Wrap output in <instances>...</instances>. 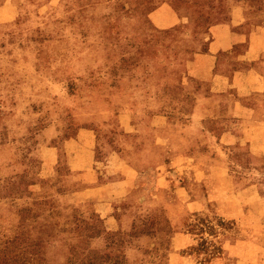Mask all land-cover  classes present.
Returning <instances> with one entry per match:
<instances>
[{
    "label": "rangeland",
    "instance_id": "rangeland-1",
    "mask_svg": "<svg viewBox=\"0 0 264 264\" xmlns=\"http://www.w3.org/2000/svg\"><path fill=\"white\" fill-rule=\"evenodd\" d=\"M12 1L20 14L3 22ZM52 1L0 0V264H264V156L227 150L232 187L255 185L231 200L241 213L225 217L224 181L202 183L196 170L210 158L203 165L213 171L217 151L193 147L190 132L232 125L239 99L264 116V81L256 94L240 92L252 87L248 39L192 72L212 25L234 16L242 35L257 37L248 61L264 59V0ZM167 12L181 20L162 26ZM215 73L228 75L229 90ZM196 106L208 119L192 118ZM83 127L96 134V152L63 145ZM68 151L96 154L111 177L133 166L138 183L115 205L119 230L76 193L83 176Z\"/></svg>",
    "mask_w": 264,
    "mask_h": 264
},
{
    "label": "crops",
    "instance_id": "crops-1",
    "mask_svg": "<svg viewBox=\"0 0 264 264\" xmlns=\"http://www.w3.org/2000/svg\"><path fill=\"white\" fill-rule=\"evenodd\" d=\"M52 2H55L54 0ZM12 5L10 9L3 12V22H10L16 20V18L20 14V2L12 1L10 2ZM156 13V12H155ZM181 20L180 16L176 12H167L166 15H163L162 20L159 19L156 21H160L159 24L162 26H169L175 22H179ZM243 22L240 20V17L234 16L230 17L227 21L218 22L211 27L212 38L209 42V47L207 51L197 53L192 61L194 62V69H192L193 73H198L201 69V66L204 64L203 60L206 62H215L219 60L220 54L222 51L230 50L234 47V44L240 40L248 39L249 41V50L244 53V74L250 77L251 83L249 89L246 86H243L244 89L240 88V92L242 93H250L256 94L259 92L258 86L261 83V80L264 81V59L261 61L254 63L252 61H248L254 55L252 45L254 38L257 39L255 32H252L249 37L247 34L242 35L240 29L236 28L237 25H241ZM264 30V25H262V31ZM252 52V53H251ZM250 55V57H249ZM264 58V50L260 52V56ZM213 65V64H212ZM193 68V67H192ZM213 68V66H211ZM216 74V73H215ZM212 77L213 80H220L225 84V90H229L230 83L228 80V75L223 73H217ZM243 100V99H242ZM241 99H239L237 105L234 107H241L237 109L234 116L230 115V122L234 123L232 125H220L219 127L214 128H194L191 129L190 132L193 133L196 138V142L193 144V147L200 148L204 151L206 146H210L213 150L217 151V156H215L211 164L214 167L213 171L208 169V166L205 167L203 165L210 158H205L203 163H196L200 166L197 167L199 181L206 182V179L210 177V175L215 174L216 176L212 179L214 182L218 179L224 181V188L222 187V195L225 198L223 201L224 205L220 207V213L224 214L225 217H234L241 213L240 204L231 203V200L238 194L246 193L249 190L250 186H254L253 184H245L239 188H234L231 185V178H236V174L232 170V161L231 155L228 153V149L232 147H243L246 149L252 150L258 156H264V134H259L257 136L254 135V127L256 129L264 124V116H261L256 108L245 104ZM200 107L196 106L194 112L191 113L193 119L200 118L199 122L205 121V118L208 119L209 113H204L200 111ZM233 114V111L232 113ZM118 118H122V122L120 123L121 129L124 132L132 131V126L129 125V122L126 120L127 115L117 114ZM157 116V114L155 115ZM211 118L220 119L219 114H212ZM238 122V123H237ZM141 123L140 125H142ZM236 124V125H235ZM244 124L243 126H240ZM252 128V129H251ZM133 130L136 128L133 127ZM250 135L249 139L241 140V135ZM209 141V143H208ZM79 144L82 146H90V151L96 152L97 148V137L94 131L90 128H81L74 134V137L67 139L64 142V146L66 145L68 148L71 145ZM208 144V145H207ZM91 147H94L91 149ZM94 149V151H93ZM89 150V149H88ZM67 160L69 161V168L72 172L78 173V175L83 176L84 188L76 192L78 196L84 195L85 200L94 201L96 205H98L97 210L100 215L106 220L108 223V227L112 230H119V220L118 215L115 210V205L128 197L130 195L132 189L138 183V175L134 172V168L131 164L126 162L124 165V169H120V173L117 176L111 177L108 175V170H106V161L102 162V165H98L95 162L96 154H88L83 153V155H79L77 153L71 154L70 151L66 154ZM46 161L44 164H48ZM209 164V162H207ZM55 166V164L53 165ZM126 168V169H125ZM136 171V170H135ZM110 172V171H109ZM217 182V181H216ZM259 183V182H258ZM256 183V185L258 184ZM200 184V182H199ZM232 187V190H231ZM209 198L213 199L214 203L221 199L217 188L215 187L212 190L209 189ZM74 195V192H73ZM77 196V195H76ZM216 200V201H215ZM243 209V208H242Z\"/></svg>",
    "mask_w": 264,
    "mask_h": 264
}]
</instances>
